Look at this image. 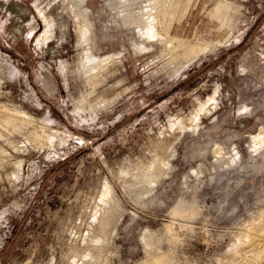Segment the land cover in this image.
Wrapping results in <instances>:
<instances>
[{"label": "rangeland", "instance_id": "obj_1", "mask_svg": "<svg viewBox=\"0 0 264 264\" xmlns=\"http://www.w3.org/2000/svg\"><path fill=\"white\" fill-rule=\"evenodd\" d=\"M83 1L0 0V264H264V0Z\"/></svg>", "mask_w": 264, "mask_h": 264}, {"label": "bare ground", "instance_id": "obj_2", "mask_svg": "<svg viewBox=\"0 0 264 264\" xmlns=\"http://www.w3.org/2000/svg\"><path fill=\"white\" fill-rule=\"evenodd\" d=\"M77 3H78V5L80 4V5H82V6H77L78 8H80V9H84V12H89V9L88 8H86V7H84V1L83 0H77ZM46 36H48V33H47V35Z\"/></svg>", "mask_w": 264, "mask_h": 264}, {"label": "flooded vegetation", "instance_id": "obj_3", "mask_svg": "<svg viewBox=\"0 0 264 264\" xmlns=\"http://www.w3.org/2000/svg\"><path fill=\"white\" fill-rule=\"evenodd\" d=\"M45 39L47 40L48 38H47V37H45Z\"/></svg>", "mask_w": 264, "mask_h": 264}]
</instances>
